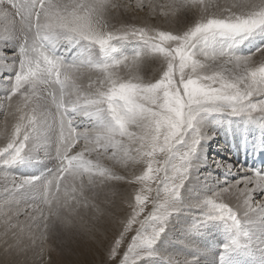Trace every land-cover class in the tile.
<instances>
[{
	"label": "snow or ice",
	"instance_id": "obj_1",
	"mask_svg": "<svg viewBox=\"0 0 264 264\" xmlns=\"http://www.w3.org/2000/svg\"><path fill=\"white\" fill-rule=\"evenodd\" d=\"M144 7L145 0H137L136 8ZM147 7L150 15L159 9L166 17L190 16L191 22L176 32L148 23L117 29L110 20L132 8L121 0H0V52L13 50L10 58L0 57V70L14 72L4 78L6 95L0 97L6 118L14 119L10 131L6 119L7 142L0 147V208L26 194L33 203L24 211L39 213L29 218L43 221L38 231L46 239L57 226L83 227L79 209L82 202L88 207V194L95 200L112 181L126 180L105 159L124 168L142 165L128 180L140 187L107 251L109 260L134 231L119 264H148L161 255L173 219L188 211L193 220L186 232H224L219 264H264V200L253 203L254 194L264 192V169L250 170L236 184L225 180L226 187L218 181L216 190L188 187L213 139L210 126H258L264 135V60H254L257 53L264 57V0H147ZM129 44L136 47L126 55ZM62 48L78 51L68 60ZM145 57L161 62L154 81L137 72ZM85 74L87 90L79 84ZM251 146L264 150V139ZM42 151L53 168L9 181L11 170L43 164ZM226 195L236 197V207L225 202ZM93 208L98 223L105 209ZM18 215L0 211L7 253L23 251L20 225L13 223ZM44 253L41 248L39 256ZM191 255L167 261L201 264L198 249Z\"/></svg>",
	"mask_w": 264,
	"mask_h": 264
},
{
	"label": "rangeland",
	"instance_id": "obj_2",
	"mask_svg": "<svg viewBox=\"0 0 264 264\" xmlns=\"http://www.w3.org/2000/svg\"><path fill=\"white\" fill-rule=\"evenodd\" d=\"M145 1H147V0H145ZM121 2L122 3H130L132 8L127 13H122L124 19L121 20L119 15H115L110 20V25H112L114 27H117V25H127V24L143 25L144 23H148L150 25L158 26L162 30L176 32V31H182L186 27V25L191 22L190 16L184 17L181 15V16H177V17H172V16L166 17L164 15L159 14L160 13L159 9H157V15H150L149 9L146 6V4H145V7L143 9H138V8H136V5L132 0L121 1ZM154 2L162 5V4H166L168 2V0H154ZM133 5H135V6H133ZM138 14H145L146 16L148 14L149 20H141L142 22L138 23L139 22V17H138L139 15ZM178 18L179 19L180 18L186 19L184 27L181 29L179 28V30L172 27V24H170L172 22H175L174 20H176V21L179 20ZM134 47H136V46L133 44L127 45L125 48V54L126 55L131 54ZM129 52H131V53H129ZM161 73H162V71H160L158 76L157 77L155 76L153 80H151L152 79V76H151L150 79H147L146 81H149V80L154 81L155 79H158L160 77ZM10 75H11V73H10ZM13 76H14V74H13ZM177 79H178V77H177ZM82 81H84V79ZM80 83H81V86H83V83L81 81L79 82V84ZM83 88H84V86H83ZM84 89H86V88H84ZM4 95H6V94H3V96ZM49 107L51 108V110L53 112L55 111L54 106H52L50 102H49ZM1 111H3V109H1ZM4 116H5V111L2 112V115L0 114V125H2L1 120L5 121ZM1 117H2V119H1ZM3 138L4 137H2V139ZM0 144H2V143L0 142ZM216 145H219V144H216ZM53 148H52V151L54 154L55 150ZM77 150H79V148H77ZM218 152H220V154H218L216 152L214 157L208 158V161H210V159H211V162H209V163H210V165H212V167H215V165H216L215 162L217 161L218 156L220 159H223V156H221L222 155L221 153L223 152V150L222 151L219 150ZM225 153H226V151H225ZM103 163L106 166L111 167L117 175L125 176L126 180L112 181L107 187H105L103 190L99 191L95 200L92 199L91 193L88 194L89 195L88 207H84L83 202H82L80 209H79V216L82 217L81 223L83 224V227L77 226L75 228L65 229L63 227L57 226L53 231H51L47 235L46 239H41L40 238L41 233H40V231H38V226L40 229H42L43 221H38L37 224H34L32 222V220L15 219V220H13V223L20 225V228H18L16 230V232H17V238L20 241L19 247L23 251L17 253L14 250L11 253H7L5 251L7 245L4 243V237H3L4 229H3L2 223H0V254H1L0 255V264H83L80 262L81 256H84L87 253H88V255H90V254L94 255L95 252H96L95 260L93 259L94 261L87 262V264H119V260L123 257V253L125 250H127V245L131 241V237H132V235L135 234V232L134 231L129 232L125 236V238H124L123 242L121 243V246L118 250V255L115 259L109 260V258L107 256V251L111 247V245L114 243V241L118 237L119 233L123 230L121 221L126 220L127 216L130 215V213H131V209L128 207L129 203L130 202L134 203V200H131L130 197L134 196L135 190L137 188H139L140 186L135 185V184H131V185H135V187L131 188L127 193L128 198L126 201H124L125 202L124 203V209H123L124 213L121 217H119L120 214H119V216H117V223L120 225V227L119 228L115 227V230L113 231L112 226H109V225H107L108 227L106 226L107 229H111V231L114 232L115 235H113L110 232L111 233V235L109 236L110 240H108L103 246H101L103 249L98 245L96 246L95 239H94V241L91 240L92 234H90V232L94 229L93 223L95 224V221H94L95 219L93 218L94 217L93 212L95 210L93 208V205L94 204L99 205L101 208H104L105 207L104 205H106V204L109 205L108 207H105L104 209H105V213H107V214H105L106 217L110 218V216H109V215H111L110 210H112V208H113V204H111L112 203V197L114 196L113 190L115 189L113 187L118 188L119 182L131 180L134 176L139 175L141 173V171L143 170V166L142 165H135V167H137V169H136L137 171L134 170V172H133L134 175L132 174L133 176H131V178H128L127 174L124 171L126 168L122 169L121 166L115 165L113 162L108 161L107 159H105L103 161ZM50 165H52V166H50ZM129 166L131 167L132 165H129ZM129 166L127 168H129ZM42 167H43V169H42ZM52 167H54V163H52V162L47 163V160L44 159L43 164L37 165L38 172H36V173L33 172L34 166L23 167V168H20L18 170H20L19 174L22 177L24 175H32V174L39 175L41 173H44L47 168H52ZM133 168H134V166H132V169ZM197 172H198V175L202 174V173H208V171L204 172L203 170L201 172H199V171H197ZM226 173H227V171H226ZM12 175L14 176L13 173H12ZM12 175L10 177L8 176L9 181H11V179H12L11 177H13ZM219 175L216 174L215 179L216 178L220 179L221 177ZM14 177L19 178V176H14ZM222 178L226 179V177H223V176H222ZM234 180H235L234 178L230 177L229 181H227V182H228V184H230V182H232ZM3 186H4V173L2 171H0V188H2ZM224 186H227V185L224 184ZM121 187H123V186H121ZM262 196H263V192L258 193V197H255L253 199V201L258 200L259 197L261 198ZM25 202H27L26 195H23L21 193L20 195L16 196L15 201H13L6 209L0 208V211H10L11 210L10 211L11 213H16L17 211L22 210L29 205V204L25 205L26 204ZM230 205L233 206L232 204H230ZM150 209H151V205H148L146 207L145 211L146 212L150 211ZM29 211H30V209H28V211H24L23 214L21 216L18 215L17 218L22 217L23 215L24 216L28 215ZM185 212H187V211H185ZM185 217H186V215H183V217L180 218L181 221L178 220L179 223H181L182 220H185ZM177 218L178 217H175L173 219V223L169 226L171 231L168 232L167 236L169 234H171V232H173L172 229H173V226L176 222L175 219H177ZM186 219L188 220V222H190L189 218H186ZM212 232H214L216 235L214 234V236L212 238L204 239L202 241H206V244L204 245V247H209V248L204 249V252H207L214 257V260L211 261L210 263L216 264V260H217L216 257L220 254V245L225 241L226 236L222 230L213 229ZM193 235L196 237L195 233ZM33 236H35V242H33V239H32ZM165 238L163 240H168L167 238L166 239ZM8 242L9 243L13 242L11 234H9ZM90 242H92V243H90ZM32 244H33V246H32ZM91 244H93V245H91ZM161 244L159 247L160 249L158 248V252L161 251V248H162ZM214 246H216V249L214 248ZM41 248L45 249V253H44L43 257L39 256ZM186 249H188V248H186ZM183 253L186 257H188L190 254L189 249ZM175 258L180 259V256H178L176 254ZM75 260H79V262H75ZM163 260L167 261L166 259L162 258L160 255V256L154 258L152 261L148 262V264H168V263H165Z\"/></svg>",
	"mask_w": 264,
	"mask_h": 264
},
{
	"label": "bare ground",
	"instance_id": "obj_3",
	"mask_svg": "<svg viewBox=\"0 0 264 264\" xmlns=\"http://www.w3.org/2000/svg\"><path fill=\"white\" fill-rule=\"evenodd\" d=\"M121 1H130V0H121ZM132 1L136 5L137 0H132ZM145 4L147 6V1H145ZM135 5H133V6H135ZM138 15H139L138 16L139 17L138 23L142 22L141 20H149L148 14H147V16L145 14H138ZM119 17L121 20L124 19L122 14H120ZM174 21L175 22H172L170 24H172V27L179 30V28L181 29L184 27L186 19L180 18L179 20H177V21L174 20ZM120 26L121 25H117V27H115V28L118 29ZM129 53H131V52H129ZM247 53L248 52H246L245 54H247ZM12 55H13V50L11 48L5 49L3 52H0V57L7 56L10 58ZM128 55H130V54H128ZM254 60L257 63H259L261 60H264V57H262L259 53H257L254 56ZM3 63H5V61L0 60V64H3ZM7 63L9 64V66H11L12 61L9 59V60H7ZM160 71H162L161 62L159 59H157L155 57H145L142 60L140 66L137 70L140 77L142 79H144L145 81L147 79H150L151 76H152L151 80H153L155 76L156 77L158 76ZM121 72H122V74H126L127 70L121 69ZM10 73L13 76L14 72L11 70V67H9L8 70H0V97H2L3 94H6L4 91V86H3L2 82L6 76L10 75ZM88 75L89 74L84 75V77H82L80 80L83 83L84 88H86V89L88 88V84H89ZM93 78H94V76H93ZM83 79H84V81H82ZM80 85H81V83H80ZM83 86H81V87L83 88ZM1 109H3V111H5V108L0 107V114L2 115L3 111H1ZM4 118L3 119L5 121L7 119V126H8V129L10 131L11 127L14 123V119L10 115L7 116V118H6V113H5ZM1 119H2V117H1ZM5 121L1 120L2 125H0V142L2 143V144H0V147L5 145L7 142L6 138H5ZM257 128H259V127L258 126H243V125L238 124V123H233L231 126H229L227 123H224L223 125H217L214 128L210 126L209 134L210 135L214 134L213 139L209 140L208 143L205 145L206 152H205L204 156L201 158V160L198 162L199 168L194 169L192 171L191 178L188 181V187L191 190H193L194 192H201L204 189H208L210 187L212 188V190H216L215 186H216L218 181L221 183V186H224L223 182L225 180L229 181V178L231 177V178H234L235 180L230 182V184H236V182L242 180L246 174L252 175V172L250 171V169H248V167L246 165L242 164L241 158H239V155H241L243 153H247L249 146H251L253 143H256L257 139L259 140V134L257 132ZM260 135H261V132H260ZM2 137H4V138L2 139ZM246 141H247V144L245 143ZM216 144H219V145H216ZM219 150H221V151L223 150V152L221 153L222 154L221 156H223V159H220L218 156V159L215 162V164H216L215 167H212V165H210V163H209V162H211V159H210V161H208V158L214 157L216 152L218 154H220V152H218ZM225 151H226V153H225ZM39 159L44 161L43 151L41 152ZM47 163H49V162L47 161ZM217 163H221L224 166L218 167ZM229 164L232 165L231 170H229L226 167V165H229ZM50 166H52V165H50ZM132 166H134L135 169L134 168L132 169ZM132 166L131 167L129 166V168H126V169L124 167H121L122 169H125L124 171L127 174L128 178H131V176L134 175L133 174L134 170L137 169V167H135V165H132ZM42 169H43V167H42ZM202 170L204 172L208 171V173H202V174L198 175L197 171L201 172ZM226 171H227V173H226ZM11 172L14 174V176L21 177L19 174L20 170H18V169L11 170L8 173L9 177L12 175ZM33 172L34 173L38 172L37 165L34 166ZM216 174L217 175L220 174L219 176L221 178L215 179ZM222 176L226 177V179L222 178ZM13 177H11V178H13ZM121 186H123V187H121ZM133 187H135V185H131L130 183H128V181L119 182L118 188L113 187V188H115V189L117 188V189L113 190L114 196L113 197L111 196L112 197V203L111 204H113V208L111 207L112 210L109 209L111 211L110 212L111 215H109L110 218L106 217V215H104L103 218L98 223H96V221L94 220L96 225L92 222L93 225H95V226H94V229L90 232V234H92L91 240L94 241V239H95L96 246L98 245L101 247L108 240H110L109 236L111 235V233L113 235H115L114 232L111 231V229H107V227H108L107 225L112 226L113 231L115 230V227H118V228L120 227V225L117 223V216H119V214H120L119 217H121L123 215V213H124L123 209H124V203H125L124 201H126L128 198V195H127L128 191ZM224 187H226V186H224ZM237 187L243 188L244 184L241 183V184L237 185ZM249 187H251V185H249ZM210 193L211 192H208L207 194L210 195ZM258 193H260V192H257L254 194L253 199L255 197H258ZM22 194L26 195L24 193H22ZM224 200H225V202L232 204L233 207L237 206V203H238L237 199L233 195H226ZM262 200H264V192H263V196L261 198L259 197L258 200L253 201V203H256V202L262 201ZM25 203H26L25 205H27V204L31 205L33 202L30 200H27V202H25ZM24 209L19 210V212H20L19 216H21L23 214ZM105 214H107V213H105ZM191 214L192 213L188 212V211L183 212V213H181L180 216H178L177 219H175L176 222H175L173 229H172L173 232H171V234H169L166 237L168 240H163L161 242L162 248H161V251H159V252L161 253V257L166 259V260L168 257L175 258L176 254L178 256H180V259H192L193 257L191 255V253H194L198 249L200 252L199 259L201 260V264H211L210 262L214 260V257L211 254L204 252V249L209 248V247H204V245L206 244V241H202V240L212 238L215 233L212 231L200 232V233H196V232L188 233V232H186V229L191 225L192 220H193V216H192L193 214L192 215ZM31 215H37L38 216L39 213L38 212H32V210L30 209L28 215H25V216L23 215L24 217L22 216L19 218H17L18 217L17 216L15 219L31 220L29 218ZM183 215H186L185 220H182V222L179 223L178 220H180V218H182ZM186 218H189L190 222H188V220ZM170 231H171V229H170ZM194 233H195L196 237L193 235ZM90 243H92V242H90ZM91 245H93V244H91ZM32 246H33V244H32ZM186 248L189 249V253H190L188 257H186L183 253V252H186L188 250ZM214 248L216 249V246H214ZM95 256H96V252L94 255L93 254L88 255V253H87L86 255L81 256L80 262L83 264H87V262L94 261ZM217 257H219V255ZM217 257H216V259H217ZM163 261L165 263H168L165 260H163ZM75 262H79V260H75Z\"/></svg>",
	"mask_w": 264,
	"mask_h": 264
}]
</instances>
